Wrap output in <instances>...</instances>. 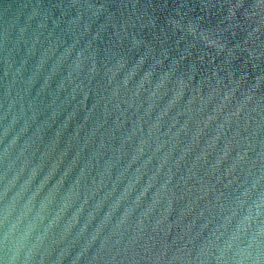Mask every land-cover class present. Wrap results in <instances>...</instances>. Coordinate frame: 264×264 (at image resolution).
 <instances>
[{"label": "water", "instance_id": "95a60500", "mask_svg": "<svg viewBox=\"0 0 264 264\" xmlns=\"http://www.w3.org/2000/svg\"><path fill=\"white\" fill-rule=\"evenodd\" d=\"M0 264H264V0H0Z\"/></svg>", "mask_w": 264, "mask_h": 264}]
</instances>
